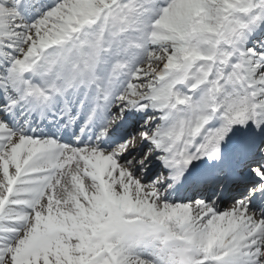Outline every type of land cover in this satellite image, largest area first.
Returning <instances> with one entry per match:
<instances>
[{
  "label": "snow or ice",
  "instance_id": "snow-or-ice-1",
  "mask_svg": "<svg viewBox=\"0 0 264 264\" xmlns=\"http://www.w3.org/2000/svg\"><path fill=\"white\" fill-rule=\"evenodd\" d=\"M0 264H264V0H0Z\"/></svg>",
  "mask_w": 264,
  "mask_h": 264
}]
</instances>
